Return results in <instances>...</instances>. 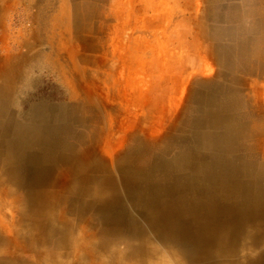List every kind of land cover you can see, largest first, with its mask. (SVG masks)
Masks as SVG:
<instances>
[{"label":"bare ground","instance_id":"1","mask_svg":"<svg viewBox=\"0 0 264 264\" xmlns=\"http://www.w3.org/2000/svg\"><path fill=\"white\" fill-rule=\"evenodd\" d=\"M53 38L38 30L25 52L0 53V264H264V130L226 84L197 88L169 131L139 84L147 116L127 111L118 128L122 111L102 105L118 128L106 131L98 100L31 94L71 81L60 52L40 50Z\"/></svg>","mask_w":264,"mask_h":264},{"label":"rangeland","instance_id":"2","mask_svg":"<svg viewBox=\"0 0 264 264\" xmlns=\"http://www.w3.org/2000/svg\"><path fill=\"white\" fill-rule=\"evenodd\" d=\"M4 1L0 4V53L25 52L24 44H32L39 30L42 37L54 36L52 46L42 45L40 50L60 52L67 65L66 75L71 80L68 88L54 77L51 86L43 84L31 92L35 97L59 102L72 90L83 103L98 100L101 126L106 131L115 130L127 125V111L138 118L147 116L143 108L149 95L139 90V84L146 83L153 96L164 102V109L155 108L148 117L162 121L169 131L175 122L183 123L187 118L194 91L226 84L249 116L254 131L264 130V0ZM51 20L61 26L59 33L43 31L44 21L48 24ZM202 24L206 25L203 35ZM125 85L127 92H123ZM52 89L57 97L51 96ZM91 95L94 99L89 98ZM102 105L122 111L115 117L121 122L116 123L118 128L114 127L115 120L106 119Z\"/></svg>","mask_w":264,"mask_h":264}]
</instances>
